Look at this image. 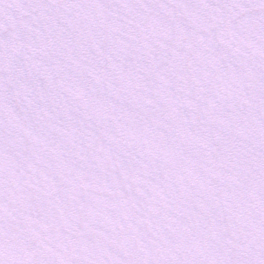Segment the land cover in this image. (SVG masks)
Instances as JSON below:
<instances>
[{
    "label": "snow or ice",
    "instance_id": "obj_1",
    "mask_svg": "<svg viewBox=\"0 0 264 264\" xmlns=\"http://www.w3.org/2000/svg\"><path fill=\"white\" fill-rule=\"evenodd\" d=\"M0 264H264V0H0Z\"/></svg>",
    "mask_w": 264,
    "mask_h": 264
}]
</instances>
